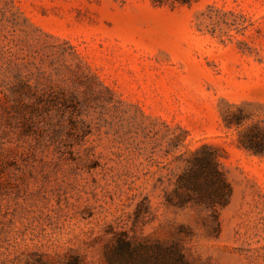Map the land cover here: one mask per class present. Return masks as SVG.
<instances>
[{
	"label": "rangeland",
	"instance_id": "rangeland-1",
	"mask_svg": "<svg viewBox=\"0 0 264 264\" xmlns=\"http://www.w3.org/2000/svg\"><path fill=\"white\" fill-rule=\"evenodd\" d=\"M248 141L264 144V0H0V264H108L121 232L264 264ZM204 145L232 190L217 219L175 193Z\"/></svg>",
	"mask_w": 264,
	"mask_h": 264
},
{
	"label": "trees",
	"instance_id": "trees-1",
	"mask_svg": "<svg viewBox=\"0 0 264 264\" xmlns=\"http://www.w3.org/2000/svg\"><path fill=\"white\" fill-rule=\"evenodd\" d=\"M193 1L153 0V3L163 6L170 2L189 4ZM257 130L263 137L262 130ZM243 145L252 152L264 153L263 143L248 141ZM175 193L180 203L194 202L204 206L217 219L218 209L229 203L232 190L221 169L218 153L212 146L204 145L195 152L190 167L178 179ZM107 260L108 264H194L179 242L135 240L124 232L116 235L107 252ZM34 264L47 263L39 260ZM69 264L80 263L75 261Z\"/></svg>",
	"mask_w": 264,
	"mask_h": 264
}]
</instances>
